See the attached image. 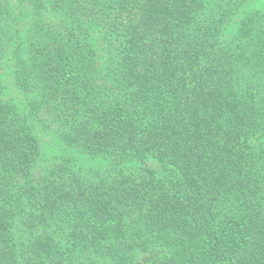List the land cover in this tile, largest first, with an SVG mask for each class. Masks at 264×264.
<instances>
[{"label":"trees","instance_id":"obj_1","mask_svg":"<svg viewBox=\"0 0 264 264\" xmlns=\"http://www.w3.org/2000/svg\"><path fill=\"white\" fill-rule=\"evenodd\" d=\"M0 264H264V0H0Z\"/></svg>","mask_w":264,"mask_h":264}]
</instances>
